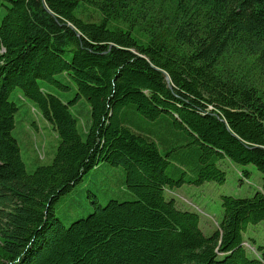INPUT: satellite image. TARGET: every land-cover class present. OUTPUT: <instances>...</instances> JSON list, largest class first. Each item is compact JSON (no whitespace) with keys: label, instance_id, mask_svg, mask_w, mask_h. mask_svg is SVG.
Segmentation results:
<instances>
[{"label":"trees","instance_id":"16d2710c","mask_svg":"<svg viewBox=\"0 0 264 264\" xmlns=\"http://www.w3.org/2000/svg\"><path fill=\"white\" fill-rule=\"evenodd\" d=\"M17 99L56 142L48 163L27 144L31 170ZM102 163L131 198L64 225L57 202ZM226 163L258 182L221 195L206 234L176 189L224 183ZM259 222L264 0H0V264H264L243 244Z\"/></svg>","mask_w":264,"mask_h":264},{"label":"rangeland","instance_id":"374dc122","mask_svg":"<svg viewBox=\"0 0 264 264\" xmlns=\"http://www.w3.org/2000/svg\"><path fill=\"white\" fill-rule=\"evenodd\" d=\"M246 66V62L242 61L241 69ZM55 92L62 99L71 95L70 93ZM14 96L16 98L21 96V94L15 91ZM17 101L20 107L16 115V124L12 134L18 140L27 168L31 170L37 164L28 160V154L30 158H35V156L37 158L40 155L45 159L43 162L48 163L52 159V151L56 142L52 147L50 142L53 134L51 135V132L50 135L48 134L45 122L39 119L40 116L38 114L32 112L29 101L25 99H17ZM73 109L76 110V106ZM29 120H35L34 122L36 123V129L32 136L27 130V122ZM31 142H33L32 150L34 152L27 154L26 146L31 144ZM34 144H37L39 151ZM49 152L51 154L47 156ZM237 168V165L229 163L222 166L226 175L224 183L219 184L211 181L204 182L201 185L183 186L181 189H176V194L182 199L181 203H186L199 211L200 223L207 230L206 234L212 231V222L216 223L221 216V195L228 194L236 197H245L250 196L254 192V185L258 182V176L254 175L250 180L241 182ZM91 198L96 199L97 204H105L110 199L122 200L131 198L130 192L124 187V176L120 167H112L102 163L98 167L91 169L57 202V217L61 219L64 225L70 224L72 220L86 215L94 209L95 204L90 203ZM243 238V244L248 249L251 257L259 250L264 252V223L259 222L248 225L243 233Z\"/></svg>","mask_w":264,"mask_h":264}]
</instances>
